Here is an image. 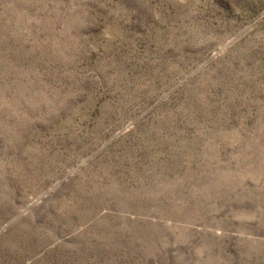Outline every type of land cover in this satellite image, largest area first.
<instances>
[{
    "label": "rangeland",
    "instance_id": "obj_1",
    "mask_svg": "<svg viewBox=\"0 0 264 264\" xmlns=\"http://www.w3.org/2000/svg\"><path fill=\"white\" fill-rule=\"evenodd\" d=\"M0 264H264V0H0Z\"/></svg>",
    "mask_w": 264,
    "mask_h": 264
}]
</instances>
